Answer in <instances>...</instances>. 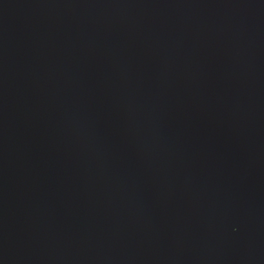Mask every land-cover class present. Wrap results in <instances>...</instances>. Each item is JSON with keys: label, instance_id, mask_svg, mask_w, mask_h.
Returning <instances> with one entry per match:
<instances>
[{"label": "water", "instance_id": "95a60500", "mask_svg": "<svg viewBox=\"0 0 264 264\" xmlns=\"http://www.w3.org/2000/svg\"><path fill=\"white\" fill-rule=\"evenodd\" d=\"M0 264H264V0H0Z\"/></svg>", "mask_w": 264, "mask_h": 264}]
</instances>
